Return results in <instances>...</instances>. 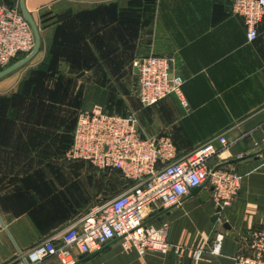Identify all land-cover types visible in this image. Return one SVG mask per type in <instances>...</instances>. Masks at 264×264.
<instances>
[{
    "label": "crops",
    "instance_id": "1",
    "mask_svg": "<svg viewBox=\"0 0 264 264\" xmlns=\"http://www.w3.org/2000/svg\"><path fill=\"white\" fill-rule=\"evenodd\" d=\"M232 2L26 0L41 47L0 79V216L15 242L0 229V264H24L33 246L124 188L120 172L65 156L79 111L110 112L115 100L123 113L136 112L143 134H169L180 155L226 132L229 146L211 165L235 170L243 184L217 221L225 234L219 254L211 251L219 205L206 184L152 213L169 224L167 252L140 255L115 239L94 253L74 248V264H234L246 251L248 234L264 229V19L249 41ZM149 55L168 57L184 77L187 107L174 95L141 105L135 64ZM37 264L61 263L52 256Z\"/></svg>",
    "mask_w": 264,
    "mask_h": 264
},
{
    "label": "built area",
    "instance_id": "2",
    "mask_svg": "<svg viewBox=\"0 0 264 264\" xmlns=\"http://www.w3.org/2000/svg\"><path fill=\"white\" fill-rule=\"evenodd\" d=\"M232 11L243 18L247 39H257L264 19V0H233ZM34 44L33 29L19 3L1 2L0 71L16 57L29 53ZM135 66L142 106H153L171 95L185 107L189 105L183 91L185 79L173 70L168 57L145 56ZM228 146L226 132H221L184 156L169 134H143L135 111L112 113L100 105L79 111L66 158L87 160L99 170L118 171L125 186L115 195L92 203L59 233L33 246L28 252L31 263L54 256L61 264H74V248L94 253L115 239L123 249H135L140 255L148 250L167 252L169 224L156 222L154 210L178 205L192 188L206 184L222 208L236 201L243 176L233 169L211 165ZM248 236L247 249L237 253L234 264H264V229H255ZM224 237L222 224L217 222L211 244L214 254L222 251ZM175 250L179 253L180 247ZM200 255L201 250H197L195 258Z\"/></svg>",
    "mask_w": 264,
    "mask_h": 264
},
{
    "label": "water",
    "instance_id": "3",
    "mask_svg": "<svg viewBox=\"0 0 264 264\" xmlns=\"http://www.w3.org/2000/svg\"><path fill=\"white\" fill-rule=\"evenodd\" d=\"M19 6L20 9L24 15V17L27 19V21L30 23L34 35H35V44L33 49L27 53L25 56H23L22 58L18 59L17 61H15L14 63L10 64L9 66H7L6 68H4L3 70L0 71V79L8 74H10L11 72L19 69L20 67H22L23 65L27 64L29 61H31L36 54L39 52L40 47H41V35H40V29L39 26L37 25L35 19L33 18L32 14L28 11L27 7H26V0H19ZM137 71V68H136ZM204 185H199L196 186L194 188L191 189V195H196L198 193V191L203 187ZM163 210V209H161ZM222 212V207L219 205L216 208V211L214 213V215L211 217V220L213 221V223L216 224V222L219 220L220 214ZM225 228H230L228 223L224 224ZM3 228L5 230V232L8 234V236L11 238V240L14 242L13 237L11 236L9 230L6 228L1 216H0V229ZM15 243V242H14ZM18 253L20 255H23L22 250H20L17 247ZM23 263L24 264H32L31 263V259L29 257L23 256L22 257Z\"/></svg>",
    "mask_w": 264,
    "mask_h": 264
},
{
    "label": "rangeland",
    "instance_id": "4",
    "mask_svg": "<svg viewBox=\"0 0 264 264\" xmlns=\"http://www.w3.org/2000/svg\"><path fill=\"white\" fill-rule=\"evenodd\" d=\"M17 3H19V0H18V2ZM22 58V57H21ZM20 59V58H19ZM14 63V62H13ZM115 107H116V109H113V110H111L110 112H112V113H123V112H126V110H123V109H121V110H118V108L117 107H121L122 105H123V100H115Z\"/></svg>",
    "mask_w": 264,
    "mask_h": 264
},
{
    "label": "trees",
    "instance_id": "5",
    "mask_svg": "<svg viewBox=\"0 0 264 264\" xmlns=\"http://www.w3.org/2000/svg\"><path fill=\"white\" fill-rule=\"evenodd\" d=\"M17 2H18V0H11V1L6 2V3H8V4H10V5H13V4H16ZM23 56H25V55H20V56L16 57L15 59H13V61L11 62V64H12L13 62L17 61L19 58H21V57H23ZM117 172H118V171H117Z\"/></svg>",
    "mask_w": 264,
    "mask_h": 264
}]
</instances>
